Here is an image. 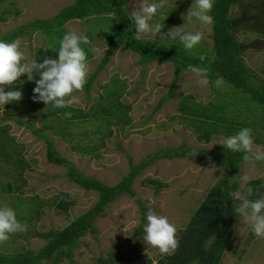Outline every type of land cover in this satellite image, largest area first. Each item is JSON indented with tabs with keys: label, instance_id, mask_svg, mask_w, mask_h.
I'll list each match as a JSON object with an SVG mask.
<instances>
[{
	"label": "rangeland",
	"instance_id": "374dc122",
	"mask_svg": "<svg viewBox=\"0 0 264 264\" xmlns=\"http://www.w3.org/2000/svg\"><path fill=\"white\" fill-rule=\"evenodd\" d=\"M71 2L72 0H0V39L2 34L32 19L55 16ZM141 2L142 0H129L128 6L134 11L139 8ZM194 2L195 0H166L162 11L170 21L164 24L167 19L162 20L159 14L161 10H158L157 15L149 23L163 24L161 33L156 35L148 33L143 37L157 42H176L177 40L170 39L167 33L173 27L185 24V31L193 33L199 31L203 34L201 42L190 51L197 53L201 48L210 51L213 47L211 25H202L195 18L188 20L186 17ZM262 5L263 0H241L233 7V16L237 17L246 7L252 14L261 17ZM66 29L67 33L75 32L87 36L88 31L92 32V43L99 52L93 53V58L87 60L89 77L110 48L104 31L109 30L111 35H116L118 33L116 24L108 22L104 17L102 19L96 17L92 23L89 19H73L67 22ZM63 33L66 34L65 31L59 30L51 33L35 32L32 36L18 38L22 50L25 51L26 61L36 59L37 63H42L45 56L58 59V52L52 50L45 52L44 48L52 45L58 48V41L64 36ZM238 35L239 39L245 42L260 37V34L251 32H240ZM244 58L260 76H264V48H249L244 53ZM174 72L175 67L171 62L155 61L142 64L139 54L129 49L125 42L117 48L110 62L101 70L91 89L87 92L84 88L82 92L74 94L77 102L72 105L73 109L70 112L77 114L82 108L83 111L92 114L116 96L115 87L110 89L108 94H104L105 84L112 82L114 78L118 79L116 87L119 84L123 87L122 83H126L122 100L126 103L131 102L133 108L129 113L131 123L124 125L118 123V118L114 116L110 118L105 116L103 120L94 116L68 120L69 118H65L62 112L55 111L51 105L47 107L44 102H34L33 89L37 85L34 81H28L27 77L19 78L13 86L5 89L22 91V99L27 101V104H22V99L13 102L12 109L18 112L7 114L2 113L3 110L0 111V124L10 126V133L15 136V143L23 147L24 156L30 167L24 171L26 183L19 181L23 191L20 199L16 200L4 191L5 184L16 178L14 168L17 164L11 163H15L16 158L0 157V207L14 208L13 201L36 196L37 207L41 213L38 214V218L36 214L34 215L33 223L28 221L27 232L11 234L7 242L0 244L1 250L14 252L22 247L41 248L47 241L45 237L38 236V232L44 233L50 229L65 227L70 221L89 210L99 199L97 191L86 190L69 179L67 165H57L48 161L46 142L21 127L16 120L17 117L20 119L23 116L25 109L37 111L34 119L36 127L42 129L52 139L59 153L72 161L85 175L93 176L108 185H115L129 172V156L134 162L139 163L161 148L177 147L183 142L187 143L188 155L158 159L144 169L132 184L143 204L149 206L150 198L154 200L155 203L151 204L152 210L157 215L166 216L176 229L188 223L204 197L219 179L226 175V166L205 157L204 151L214 148L219 145V141L237 134L243 128L252 129L254 149L264 151V105L253 100L249 94L224 78L221 87L215 86L214 82L217 79L213 81L208 78V85L201 87L196 82L198 77L195 74L184 71L175 95L161 108L156 109L158 101L170 88ZM34 75L36 79L40 78L38 73ZM20 81L25 83L21 85ZM188 93L190 104L202 102L201 107L204 110L206 107L218 124H221L210 142L201 141L195 121L190 116L182 115L181 100L183 95ZM110 129L113 135L108 136L107 132ZM102 139L105 140V145L98 147L94 153L83 151L100 145ZM97 153L101 155L98 158L94 157ZM241 175H246L248 181L254 178H261L264 181V162H242ZM149 177L159 179L166 185L162 188L147 185L144 182ZM61 198L73 202L69 203L67 210L58 207ZM23 208L16 206L14 211H21ZM16 215L21 224L26 223L20 218V214ZM141 216V205L129 195L122 196L97 217L95 220L97 233L88 231L74 248L73 257H64L60 264H97V259L106 257L113 247H116L120 255L129 262L138 263L146 259H153V262H156L160 255L159 251L148 248L143 242L142 237L145 233L139 236L135 231L140 224ZM125 227L128 230L127 234L124 232ZM41 264L55 263L45 261ZM221 264H264V239L257 238L249 223L239 214L236 217L229 249Z\"/></svg>",
	"mask_w": 264,
	"mask_h": 264
},
{
	"label": "trees",
	"instance_id": "16d2710c",
	"mask_svg": "<svg viewBox=\"0 0 264 264\" xmlns=\"http://www.w3.org/2000/svg\"><path fill=\"white\" fill-rule=\"evenodd\" d=\"M2 1V0H1ZM129 0H72V2L64 6L55 16L48 18H35L22 25H18L10 32L1 35L4 42H12L23 36H32L35 32L51 33L53 31H65L67 33L66 24L73 19H89L92 23L96 17L108 19V22L116 24L118 33L111 35L108 31H104L107 36V43L110 48L102 57L100 63L93 73L88 77L84 88L88 92L101 70L106 66L117 48L123 43L127 42L129 49L135 51L140 56L142 64H148L155 61L171 62L175 67L174 76L171 86L161 99L158 101L156 109H159L163 104L172 98L178 90L180 75L183 71L188 69L189 65L207 68V78L216 80L224 78L228 82L240 88L243 92L249 94L253 100L264 105V76H260L255 68L246 63L244 53L249 48L261 49L264 48V0L260 14H252L249 8L244 7L241 13L235 17L233 16V7L239 4L241 0H213V8L209 13L213 17L211 24V37L213 39V47L210 51L201 48L197 53L184 49L183 45L177 40L176 42H157L144 37L137 41L133 38L136 34L133 21L129 17L131 12L128 6ZM92 18V19H91ZM170 18L164 24H168ZM97 26V25H96ZM256 33L260 37H256L252 41L245 42L239 39V33ZM88 38L91 40L92 32L88 31ZM64 35V33H63ZM92 42V40H91ZM92 45H85L87 53V60L93 58L94 54L89 51ZM83 47V44L81 45ZM204 59L201 60L200 57ZM25 76H22L23 79ZM117 78L112 82L104 85L105 93L108 94L110 89L116 90L112 100L104 103L100 110L92 112L80 111L77 114H72L68 120H75L78 118H89L94 116L96 119H101L105 116L110 118H118L117 122L129 124L132 121L129 115L132 110V103H126L122 100L126 83L119 84ZM188 95H183L181 100V110L183 116H190L199 130L201 141L210 142L212 136L219 131L221 124H218L213 114L203 107L202 102L190 104L191 101ZM105 99V98H104ZM9 106L5 105L3 112L8 113ZM58 112H70L72 106L67 108L56 109ZM101 114V115H100ZM37 116V111H24L20 119L16 118L21 127L31 131L39 139L44 140L47 145V159L50 163L57 165H67V176L70 180L77 183L86 190H95L99 194V199L96 203L85 213L79 215L68 225L60 229H50L44 233L38 232L37 235L45 237L46 243L38 249L30 247H22L14 252H6L0 249V264H41L48 261L55 264H60L64 257H73V250L88 231L97 233L95 227V220L102 215L106 208L121 198L129 195L141 205L142 216L140 224L136 227V234L142 236L144 234L143 228L147 223L146 213L148 206L143 204L141 198L137 195L132 187L135 179L141 172L156 162L158 159L175 157H184L188 155L189 149L186 148L187 143L183 142L177 147L161 148L159 151L152 153L149 158L142 159L139 163L130 158V170L123 178L115 185H108L107 183L93 177L87 176L80 171L69 159L65 158L59 153L52 139L44 133V131L36 127L34 117ZM116 116V117H115ZM5 116H3L4 118ZM102 117V118H101ZM107 120V119H106ZM48 125H46L47 128ZM9 125L0 124V157L2 159H13L17 164L14 168L16 171L15 180H11L5 184L4 191L14 197L16 200L20 199L22 187L19 181L26 183L24 171L30 167L28 160L24 156L23 147L15 143V136L10 133ZM108 128H110L108 126ZM108 136L113 135L110 129L107 132ZM105 145V140L97 146L84 149V152L94 153L98 147ZM78 149L77 147H74ZM6 149V150H4ZM11 150V151H10ZM82 151V148H81ZM205 157L211 158L213 161L221 163L226 166L227 172L224 177H221L212 189L208 192L206 197L202 200L200 205L193 212L188 223L177 229V239L179 246L173 255L160 254L156 262L153 259L140 260L137 262H129L120 255L116 247L109 252L106 257H99L97 264H221L226 251L229 249V243L233 237L237 213L234 212V207L238 203L235 201L230 193L233 191H241L246 194L238 182L233 181L232 178L241 175V165L243 153L231 152L224 149L222 145H216L214 148L204 151ZM97 153L94 157H100ZM10 164V162H7ZM147 185H153L156 188H162L166 185L159 179L149 177L144 182ZM248 187L254 189V194L249 199L255 200L262 197L264 192V181L261 178H254L247 182ZM159 190V189H158ZM22 200L13 201L14 208L17 206L24 207L21 211L17 210L16 214H20V218L28 223H33L34 215L38 218L41 210L37 207L38 201L36 196L29 198H21ZM70 202L68 199H60L58 207L67 210ZM34 213V214H33Z\"/></svg>",
	"mask_w": 264,
	"mask_h": 264
},
{
	"label": "clouds",
	"instance_id": "9594fccd",
	"mask_svg": "<svg viewBox=\"0 0 264 264\" xmlns=\"http://www.w3.org/2000/svg\"><path fill=\"white\" fill-rule=\"evenodd\" d=\"M165 3L166 0L152 3L142 0L139 8L130 12L129 17L136 29V34L133 36L135 40H141L148 33L152 35L161 33L163 24L157 22L151 25L149 22L157 15L158 10H161L160 18L167 19L168 16L162 11ZM212 8L213 0H195L186 17L188 20L195 18L202 25H211L213 17L209 13ZM184 25L173 27L168 31L167 36L174 41L178 40L184 49L190 51L201 42L203 34L199 31L195 33L185 31ZM58 44V48L54 45L44 48L45 52L48 50L58 52V59L45 56L42 63H37L36 59L31 62L26 61L20 39L10 43L0 40V105L19 102L23 98L22 91L14 89L5 91V89L13 86L20 77L25 75L28 81H34L37 85L33 89L34 102H44L47 107L51 105L56 109L67 108L77 102L74 94L83 91L89 72L87 53L81 45H92V42L87 35L68 32L58 41ZM89 51L98 53L99 49L93 45ZM200 59L203 60L204 57L201 56ZM185 71L195 74L198 77L196 82L201 87L208 85L207 68L189 65ZM34 73H38L40 78L36 79ZM20 83L22 85L25 81H20ZM214 83L216 87H221L223 78H218ZM63 115L65 118H71L72 113L65 112ZM218 144L231 152L243 153L242 159L245 163L264 162V151L253 147L252 129L250 128H243L237 134L222 139ZM232 179L238 182L246 193L242 194L239 190L230 193L231 197L238 201L234 212L249 223L257 238L264 239V197L255 200L248 198L254 194V189L247 186L248 177L246 175H238ZM152 203L155 201L150 198L146 213L147 223L143 228L145 235L142 240L148 248L157 249L162 255H173L179 246L177 229L166 216L157 215L152 210ZM27 230V225L18 221L16 212L12 208L0 207V244L7 242L11 234L24 233ZM127 231L125 227L126 234Z\"/></svg>",
	"mask_w": 264,
	"mask_h": 264
},
{
	"label": "crops",
	"instance_id": "0c3cea01",
	"mask_svg": "<svg viewBox=\"0 0 264 264\" xmlns=\"http://www.w3.org/2000/svg\"><path fill=\"white\" fill-rule=\"evenodd\" d=\"M256 38V37H255ZM255 38H253V39H255ZM253 39H251L250 41H252ZM20 79H21V77H20ZM21 103L22 104H27V101L26 100H23L22 99V101H21ZM8 106H9V108L10 109H8V113H12L14 110L12 109V107H13V102H11V103H9V104H7ZM3 108L5 109V106H3V105H0V111H2L3 110ZM26 110V109H25ZM24 110V111H25ZM28 110V109H27ZM15 112H18V111H14V113ZM35 118V117H34Z\"/></svg>",
	"mask_w": 264,
	"mask_h": 264
}]
</instances>
